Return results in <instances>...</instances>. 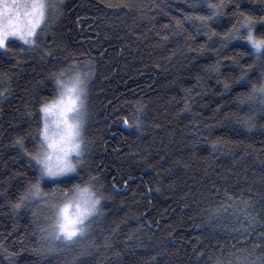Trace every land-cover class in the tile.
Wrapping results in <instances>:
<instances>
[{
	"label": "trees",
	"instance_id": "1",
	"mask_svg": "<svg viewBox=\"0 0 264 264\" xmlns=\"http://www.w3.org/2000/svg\"><path fill=\"white\" fill-rule=\"evenodd\" d=\"M56 4L41 50L23 57L0 50V89L8 88L0 96V264H229L242 252L258 264L264 105L252 86L264 79V56L239 38L244 29L230 30L239 27L236 12L264 17V0ZM208 4L222 15L208 19ZM255 36L264 39V23ZM77 72L91 73L85 163L59 186L72 193L90 173L106 199L79 244L57 242L49 252L41 229L53 215L37 208L39 199L19 198L39 175L29 153L42 146L40 105L59 95L53 73L65 80ZM40 187L51 193L55 185Z\"/></svg>",
	"mask_w": 264,
	"mask_h": 264
},
{
	"label": "snow or ice",
	"instance_id": "2",
	"mask_svg": "<svg viewBox=\"0 0 264 264\" xmlns=\"http://www.w3.org/2000/svg\"><path fill=\"white\" fill-rule=\"evenodd\" d=\"M54 7V5L46 4L45 0H30L29 3H17L16 0H0V49H3L5 56H19L23 57L34 53L40 49L38 41L42 40L45 33L49 30L52 20L46 19L45 8ZM212 19L222 12L217 9V5H207ZM21 10H24L26 24L21 28L18 24L21 17ZM240 19L238 20L239 27L233 26L234 31L239 33L240 29H244L245 35L239 38L246 39L252 45L255 53L259 54L258 59L264 56V39L257 40L255 36V29L257 23H264V17L254 18L252 15H245L240 12L234 13ZM210 27V26H209ZM39 29V32L37 31ZM234 38L231 34L228 39L222 41L226 44L229 40ZM20 41L22 43H15ZM45 56L50 58L52 52L43 49ZM19 62V61H18ZM264 67V65H262ZM63 73H53V79L56 85L60 88L59 96L50 101L40 105V111L44 114V126L41 135L48 142V149H41L35 156L29 153L39 166V175L36 183L30 184L26 195L19 199L21 203L28 199H36L37 197L53 210V217L55 220L49 224L48 228L41 229V240L45 243V247L49 252L56 250L57 242H63L65 247L69 246V242L79 244L81 239L87 236L88 229L95 219L103 216L102 201L106 199L103 192V183L100 177H96L88 173L87 182L83 187L74 185V195L71 201L60 205L56 203L57 195L67 198L71 193L60 188V183L63 181L61 177H65L68 173H76L77 165L71 159L72 153L81 157L79 163L84 164L83 156L85 152V140L83 136V125L87 122V104L86 93L87 83L91 76L77 72L71 83H66L61 78ZM3 79H7L10 83L11 78L5 75ZM8 91V88L0 89V96ZM253 95H259L264 105V79H262L260 86H252ZM264 111V107L261 108ZM75 114V118H70L69 114ZM49 115H56L59 117L58 124L63 125V131L57 139L54 135L49 133V126L47 117ZM127 123V121L125 120ZM136 127L141 126L139 116L134 120ZM58 163H52V156L56 150ZM49 181L55 187L51 193H45L40 187L41 182ZM245 207L240 209L244 213L247 221L254 224L255 217L251 216L248 211L247 202H243ZM17 204L16 207H19ZM75 207V212L69 213L70 207ZM58 210V211H57ZM219 209H214L210 215H215ZM51 219V218H50ZM264 239V236L260 237ZM251 253L242 252L236 257L234 262L229 264H249L248 256ZM258 264H264V258H257ZM216 264H224L223 261H216Z\"/></svg>",
	"mask_w": 264,
	"mask_h": 264
},
{
	"label": "rangeland",
	"instance_id": "3",
	"mask_svg": "<svg viewBox=\"0 0 264 264\" xmlns=\"http://www.w3.org/2000/svg\"><path fill=\"white\" fill-rule=\"evenodd\" d=\"M57 1L58 0H45L46 4H51V5H54V7H46L45 8V16H46V19L50 18L52 20V22L56 19L57 15H58V9H57ZM11 2V0H10ZM17 3H29L30 0H16ZM26 18H25V15H24V10H21V17H20V21L18 22L19 26L21 28H23L26 24ZM39 32V29L37 30ZM16 43H22L20 41H15ZM1 51H3V49H0ZM77 74V73H76ZM73 77H70V78H66L65 79V82L66 83H71L72 81V78L75 77V75ZM59 94H60V88H59ZM59 96V95H58ZM70 115V118H75V114H69ZM59 119V117H57L56 115H49L47 117V122H48V126H49V133L51 135H54L57 139L59 138V135L60 133L63 131V125L62 124H58L57 123V120ZM44 114H43V126H44ZM48 149V142L44 139V137L42 136V146H41V149ZM50 150V149H48ZM79 156H77L75 153L72 154L71 156V159L73 160L74 163H78L79 162ZM73 173H68L66 174V176H69ZM62 178V177H61ZM66 191V190H65ZM68 192V191H67ZM72 195H69L67 198L65 197H60L59 200L56 199V203L60 204V205H63L64 203H68L69 201L72 200L73 198V195H74V192L71 193ZM36 199H39L37 200L38 203H35V205H37V208L40 210H44L46 209V211L49 210V212L53 215V210L50 209L47 205H45L42 201H40V198H36ZM58 211V210H57ZM75 212V207H70L69 208V213H73ZM55 220V217L52 216V219L50 221V224L53 223Z\"/></svg>",
	"mask_w": 264,
	"mask_h": 264
},
{
	"label": "clouds",
	"instance_id": "4",
	"mask_svg": "<svg viewBox=\"0 0 264 264\" xmlns=\"http://www.w3.org/2000/svg\"><path fill=\"white\" fill-rule=\"evenodd\" d=\"M57 154H59V150L58 149L56 150V152L53 153V156H52V163L53 164L58 163V161H57Z\"/></svg>",
	"mask_w": 264,
	"mask_h": 264
},
{
	"label": "water",
	"instance_id": "5",
	"mask_svg": "<svg viewBox=\"0 0 264 264\" xmlns=\"http://www.w3.org/2000/svg\"><path fill=\"white\" fill-rule=\"evenodd\" d=\"M125 188H126V186L124 187V189H123V190H125Z\"/></svg>",
	"mask_w": 264,
	"mask_h": 264
}]
</instances>
